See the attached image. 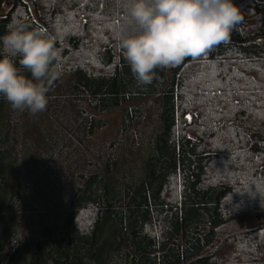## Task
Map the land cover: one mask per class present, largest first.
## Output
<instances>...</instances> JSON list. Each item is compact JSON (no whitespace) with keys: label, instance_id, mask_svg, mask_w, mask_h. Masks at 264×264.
<instances>
[{"label":"trees","instance_id":"1","mask_svg":"<svg viewBox=\"0 0 264 264\" xmlns=\"http://www.w3.org/2000/svg\"><path fill=\"white\" fill-rule=\"evenodd\" d=\"M234 2L229 41L142 84L126 0H0V36L60 53L45 111L0 94V264H264V0Z\"/></svg>","mask_w":264,"mask_h":264},{"label":"clouds","instance_id":"2","mask_svg":"<svg viewBox=\"0 0 264 264\" xmlns=\"http://www.w3.org/2000/svg\"><path fill=\"white\" fill-rule=\"evenodd\" d=\"M241 20L234 0H126L125 23L116 38L133 76L150 84L155 69L229 41ZM0 43V94L14 112L45 111L48 88L41 81L56 75L51 70L60 55L55 37L13 19Z\"/></svg>","mask_w":264,"mask_h":264},{"label":"rangeland","instance_id":"3","mask_svg":"<svg viewBox=\"0 0 264 264\" xmlns=\"http://www.w3.org/2000/svg\"><path fill=\"white\" fill-rule=\"evenodd\" d=\"M120 117H121V112H114V113L107 116L106 119L110 123L109 127H108L109 130H107V134L116 130V128L118 127V124L120 122ZM257 226L264 227V221L258 220V219H250L246 223V227H249V228L257 227Z\"/></svg>","mask_w":264,"mask_h":264},{"label":"snow or ice","instance_id":"4","mask_svg":"<svg viewBox=\"0 0 264 264\" xmlns=\"http://www.w3.org/2000/svg\"><path fill=\"white\" fill-rule=\"evenodd\" d=\"M43 31V30H42ZM188 119H191V117L189 116Z\"/></svg>","mask_w":264,"mask_h":264}]
</instances>
